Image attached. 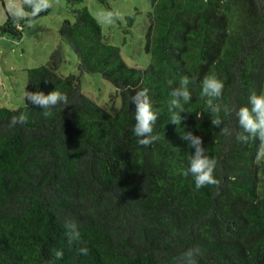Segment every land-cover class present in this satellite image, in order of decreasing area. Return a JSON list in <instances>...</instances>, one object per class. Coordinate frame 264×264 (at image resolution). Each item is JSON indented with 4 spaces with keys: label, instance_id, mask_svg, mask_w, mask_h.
Instances as JSON below:
<instances>
[{
    "label": "trees",
    "instance_id": "obj_1",
    "mask_svg": "<svg viewBox=\"0 0 264 264\" xmlns=\"http://www.w3.org/2000/svg\"><path fill=\"white\" fill-rule=\"evenodd\" d=\"M104 3L105 0H98ZM74 19L59 30L79 58V70L100 73L121 95L116 114L87 96L75 75H62L58 46L47 64L26 69L25 104L0 108V264H177L181 253L199 247L197 264H264V161L258 140L238 143L211 124L200 96L206 75L224 83L221 103L237 109L264 86V0H152L145 50L146 69L129 66L110 44L82 0H67ZM7 12L0 37L21 39L25 22ZM193 77L192 100L180 125L169 118L172 87ZM169 81L173 84L170 86ZM149 90L159 109L149 147L133 133L134 91ZM58 89L70 104L43 109L26 91ZM26 113L23 126L9 127ZM201 113L197 118L196 113ZM224 123L242 131L233 112ZM202 138L205 154L217 160L219 188L196 189L184 175L195 149L181 133ZM77 222L81 243L68 245L63 221ZM63 251L56 259L54 252Z\"/></svg>",
    "mask_w": 264,
    "mask_h": 264
},
{
    "label": "rangeland",
    "instance_id": "obj_2",
    "mask_svg": "<svg viewBox=\"0 0 264 264\" xmlns=\"http://www.w3.org/2000/svg\"><path fill=\"white\" fill-rule=\"evenodd\" d=\"M13 4L23 7V0H0V24L6 21L7 12L13 13ZM77 6H86L98 19L106 40L120 48L129 66L147 68L150 55L145 50V35L152 0H82ZM25 13V18L30 15ZM66 19H74L67 0H51L46 14L25 22L21 39L0 37V108L16 109L25 104L26 69L47 64L54 49L61 46L65 61L58 72L79 77L87 96L112 114L119 111L121 95L110 81L100 73L81 74L78 56L59 33ZM257 161H264V157ZM258 193L264 196V185L259 186Z\"/></svg>",
    "mask_w": 264,
    "mask_h": 264
},
{
    "label": "clouds",
    "instance_id": "obj_3",
    "mask_svg": "<svg viewBox=\"0 0 264 264\" xmlns=\"http://www.w3.org/2000/svg\"><path fill=\"white\" fill-rule=\"evenodd\" d=\"M23 3L31 9L32 16H37L40 12L46 11L51 7V0H23ZM12 10L14 17L18 19L25 18L26 13L23 7L13 4ZM194 79L187 75L182 76L178 86L172 87L170 92L172 99L169 102L168 111L170 113L169 120L175 125L181 124L183 117L180 113L185 111V104L192 100L189 85L194 83ZM168 83L170 86L173 84L172 81ZM223 89L224 83L215 74L206 75L202 80L200 96L202 99H205V111L211 114V124L220 127L222 135L228 137L234 135L238 143L246 144L250 139L258 140L257 157H264V93L257 94L252 92L249 95L248 104L242 105L237 109L235 106L230 107L220 102ZM25 98L30 104L43 109L42 114L45 118L52 115L51 109L56 106L63 105L65 107L70 104L68 95L58 89H53L47 93L44 91H26ZM130 103L135 106L133 133L138 138L137 143L142 147H149L155 144L160 139L159 135L154 134L159 109L153 108L149 90L141 88L134 91V94L130 97ZM221 111L226 116H230L235 112L238 126L242 131H236L227 126L221 127L224 123L220 115ZM196 115L197 118H201L200 112L196 113ZM27 121L28 116L24 112L19 115H13L9 121V127H15L16 125L23 126ZM181 138L189 141V147L195 149L194 153L189 157L188 167L184 170L183 174L186 176L191 175L194 178L196 189L206 186L219 188L222 181L214 175L217 160L205 154L206 149L202 146V138L193 135L191 132L181 133ZM63 227L68 245L71 246L74 242H79L81 243V247L78 250L79 253L85 256L88 255L90 250L82 242L77 222L74 219L66 217L63 221ZM199 255H201L199 247L189 248L177 258V264H197V257ZM54 256L56 259H61L63 251L56 250Z\"/></svg>",
    "mask_w": 264,
    "mask_h": 264
}]
</instances>
